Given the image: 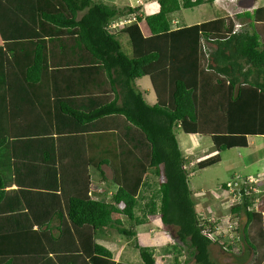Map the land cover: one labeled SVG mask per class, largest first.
Masks as SVG:
<instances>
[{
	"label": "trees",
	"instance_id": "obj_1",
	"mask_svg": "<svg viewBox=\"0 0 264 264\" xmlns=\"http://www.w3.org/2000/svg\"><path fill=\"white\" fill-rule=\"evenodd\" d=\"M158 2L157 13L143 16L141 7L106 0H0V231L6 224L15 229L0 233V258H10L0 264H121L96 239L104 229L134 238L138 212L144 219L160 215L192 249L194 264H217L211 247L224 246L220 237L208 240L206 228L214 234L219 223L201 222L175 130L212 136L218 152L264 137V0L236 16L253 21L254 38L236 32L225 13L172 31L170 13L214 0ZM131 15L134 22L124 23ZM146 77L157 94L154 105L138 85ZM61 147L64 159L87 162L91 186L104 193L91 188L90 199L69 198L65 211L42 218L38 229H23L32 220L14 216L26 211L14 187L34 184L46 199L64 194L65 186L72 187L65 195L79 193L62 179L61 164L68 167ZM158 166L162 183L147 177ZM237 194L231 211L245 217L249 264H264V210L246 185ZM51 204L36 209L47 215ZM64 232L76 248L54 253ZM135 249L143 264H156L154 251Z\"/></svg>",
	"mask_w": 264,
	"mask_h": 264
},
{
	"label": "rangeland",
	"instance_id": "obj_2",
	"mask_svg": "<svg viewBox=\"0 0 264 264\" xmlns=\"http://www.w3.org/2000/svg\"><path fill=\"white\" fill-rule=\"evenodd\" d=\"M128 2L133 5L132 7L136 8L140 2L143 3L144 1L128 0ZM222 5L223 9H225L227 13L234 14L242 11V6L236 3L231 5L225 2L222 3ZM183 12L186 15H194L199 17L200 8L187 9L183 10ZM153 13H155V11H151L150 14ZM201 19L204 20L205 18L203 17ZM125 40H127L126 37ZM128 52L130 51L128 50ZM138 84L142 90L148 91L150 80L149 78H145L143 81H139ZM147 99L149 102H152L153 99L156 100V95L153 89L148 92ZM175 131L178 141L180 140L183 143L184 140H188L186 141L187 145H183V152L185 155L194 154V152L198 151L201 156H207V154H209V160L213 161L212 166H205L204 169L198 173L190 174V188L193 190L195 201L197 204L202 206L201 208H204V204H206V202L210 204V208L205 206V211L200 214L201 217L205 219L201 222L216 220L219 223L218 225H220L217 228L216 233L206 235V238L211 240L212 243L220 237V242L224 245V248H222L219 244H213L211 247L212 258L217 264H249L252 254L250 253L249 248H247L244 244V239L241 235L242 228L245 224V217L240 215L238 218H235L233 222H230V213L219 215L216 213V210L222 208L223 212L227 211V204L232 199V196L226 192L224 185H222L224 181L228 180L232 182H239L240 177L244 178L241 176L242 172L246 173L253 170L255 171V174H258L260 177L264 175L263 139L260 137L253 139V145L249 150L235 149L222 152L221 156L223 159V164L216 165L217 161H219L217 156L220 155V153L218 154L216 148L209 149L211 147H215L211 137L198 135L191 136L186 135L182 130ZM187 150H190V152H187ZM66 152L67 149L64 150L62 147L60 153L58 152V154L61 156L62 163L65 161L64 155ZM242 163H245V166L241 165ZM65 165H67V169H64V164H61L62 179H66L75 190L79 191L77 195L75 194L71 196V198L75 197L81 200L90 199L89 197H91V188L93 193L96 194L94 191V186H91L89 181V175L91 172L87 167V162L82 161L77 157L75 159L71 158ZM106 170L108 177L111 178V171L108 168H106ZM154 171H159V168L155 167L149 169L147 173L149 179H151V181L154 183H162L160 177L161 175H153L152 173ZM106 188L108 190V194L105 196L106 198L110 199L111 190L108 187ZM258 188L260 191H264V187ZM262 198H264V195L263 192H260L258 201H262ZM235 200L236 199L233 200L234 203ZM261 205L263 206L262 209L264 210V201ZM37 207L38 206H33L34 209ZM41 215H43V213H41ZM216 216H220V218ZM38 222L39 218L35 215L34 220L27 223L26 225H23L21 228L38 229ZM8 224L11 228L12 221L8 220ZM236 224L237 226H234ZM124 226H129V220L127 217H124ZM135 227L137 235L134 238L122 236L117 232V230L114 229H104L98 235L96 242H99L109 248L113 252L115 260L121 264L146 263V258L142 257L140 255V251L135 249L136 244L140 245V247H143L146 254L154 251L156 264H166L165 259L167 261H171L172 264H194L192 249H190L187 245H183L176 237L175 232L171 230L170 227L162 223L160 215L150 216L148 219H144V215L141 212H138ZM208 228L210 227L207 226L206 229ZM12 231H15V229H12ZM231 231H234V234H232ZM236 231H238V233ZM67 234L68 232L63 233L60 245L54 243L52 244V247H56L54 253H66L76 248L69 238L66 239ZM230 237H232V239L236 238L233 241V245L228 242ZM241 248L243 251L238 253ZM175 257L178 259L179 263L174 262Z\"/></svg>",
	"mask_w": 264,
	"mask_h": 264
},
{
	"label": "crops",
	"instance_id": "obj_3",
	"mask_svg": "<svg viewBox=\"0 0 264 264\" xmlns=\"http://www.w3.org/2000/svg\"><path fill=\"white\" fill-rule=\"evenodd\" d=\"M106 1L116 5L118 7H124V6H129V5L133 6V5H131V3L128 2V0H106ZM142 1H144V2L143 3L140 2L138 7L142 6L141 8H142L143 16L152 15V14H150L151 11H155V13H157L159 11V9H160V4L158 2L159 0H142ZM233 3H236V4L240 5V6H242V12H246V11L252 12L253 10H255L256 7H259L261 5L260 0H257L256 2L254 0H252V1L251 0H232L229 4L232 5ZM204 5H206V6H204ZM155 13H153V14H155ZM223 13H225V15L226 14H229V15L231 14V13H227V11L225 9H223V5H222L221 2L214 0V2L212 4H203L200 7V12H199L200 15H199V17L198 16H194V15H186V14H184L183 10H181V11H174V12L170 13L168 15V20L170 22L171 30L174 31V30H180V29H182L184 27H191L193 25L200 24V23L208 21V20H215V19L223 18V16H225ZM203 17L205 18L204 20L201 19ZM171 20L178 21V23L176 25H173L171 23ZM233 21L236 23V26H240L238 31H242L243 30L244 32H246V34L249 37H251V38L255 37V29L253 27V21H249L248 19H242L241 20V19H238L237 17ZM235 31H236V27H235ZM238 31H236V32H238ZM125 37L128 40L127 36H124L122 38V40L128 46V41L125 40ZM128 50L130 51V47L129 46H128ZM146 78H148V77H146ZM144 79L145 78H143V79H141L139 81H143ZM150 86H149V90L148 91L142 90L141 88L140 89L142 91H144V93L146 94V99H147L148 92L151 89H153V91H154V93L156 95V100L153 99L152 102H149L148 99H147V101L150 104L154 105V104L157 103V94H156V92L154 90V87L152 85L151 80H150ZM177 130H182V129H181V127L180 128L178 127ZM191 136H193V135H191ZM198 136H200V135H198ZM205 136H208V135H205ZM209 137L212 138V136H210V135H209ZM257 137L262 138L263 139V144H264V137L263 136H250L248 138L249 139V146L248 147H246V148H234L232 150H235V149H247V150H249L251 148V146L253 145L252 140L257 138ZM186 141H188V140H186ZM186 141L184 140V142L182 143L179 140V144H180V148H181V151L183 153V156L188 160L187 172L189 174L198 173L199 171L203 170V169L199 168L200 166L204 167L205 165L206 166L209 165L207 162H208V159H209L210 155L207 154V156L206 155L201 156L198 151L194 152V154L185 155L184 152H183L184 151L183 150V145H187ZM212 148H216V147H211L209 149H212ZM187 152H190V150H187ZM219 153H220V155L217 156L219 161H217L216 165L223 164V159H222V156H221L222 152H218V154ZM210 154H212V153H210ZM95 156H98V152L95 154ZM68 161H69V158L65 156V162L67 163ZM241 165L245 166V163H242ZM210 166H212V165H210ZM158 168H159V171H154L152 174L155 175V176H160L161 175L160 176L161 180H162V182H164L165 178H164V174H163V168H162V166H158ZM243 169H242V171H243ZM148 171H147V173H148ZM242 171H239V172H242ZM241 176L244 177V178L254 177V178L260 180V183L258 184V186L259 187H264V175L262 177H260L258 174H255L254 170L253 171H248L246 173L242 172ZM147 177H148V175H147ZM228 182H230V181L226 180V181L223 182L222 185L226 186ZM14 188L19 190V192H20L19 194H20L24 204L26 205V211L25 212L14 214V216H16L18 218V220H22L23 218L25 219L28 216L30 217L31 220H34L35 219V215H36L39 218V222L38 223H41V219L42 218L43 219H47V220L52 218V216L54 215L55 211H57V210L65 211L66 208H67V202H68L69 198H71V196H72V194H70L69 196L65 195V193H70V191L72 189L71 186H68V187H66V190H63L64 194H62V192L60 190H59V192H52L53 195H55V197L52 196L49 199H46L47 197H44L42 194L40 195V192L37 191V188H36V186H34V184L26 185V186H22V187H14ZM49 189H51V187H49ZM110 190H115V188L112 186ZM225 190H226V192L229 195H231L230 192L227 189H225ZM262 192H263V195H264V191H262ZM24 195L26 196V198L24 197ZM193 198H194V196H193ZM233 200H234V198L232 197L231 201L228 202V204H227L228 210L227 211L223 212L222 208H220V209L216 210V213L219 214V215H224L225 213H230L231 214V212H232L231 211V207L233 206V204H234V207H236V205H237L236 203L238 202L237 200H235V203H234ZM194 201H195V199H194ZM263 201H264V198H262V202ZM50 203H52L51 204V209H50V211H49V213L47 215H41V212L39 210H37V209L34 210V212L30 213V215H29V212L34 209L33 206H38V204L39 205H42V204L49 205ZM205 206L207 208H210V204L208 202H206V204H204V208H201L202 206L197 204V202H196V207H197V210H198V212L200 214L205 211ZM240 215H242V214L241 213L237 214L236 215L237 218ZM216 217L220 218V216H216ZM62 227L64 229L67 228L66 225H62ZM3 230H4V232H0V233L12 232V231L8 230L7 224L5 225V227L3 226ZM8 259H10V258L9 257L0 258V263H4ZM12 261H13L12 264H26L27 263V262H23V261H21L19 259H13ZM32 264H34V263H32ZM36 264H38V263H36Z\"/></svg>",
	"mask_w": 264,
	"mask_h": 264
},
{
	"label": "built area",
	"instance_id": "obj_4",
	"mask_svg": "<svg viewBox=\"0 0 264 264\" xmlns=\"http://www.w3.org/2000/svg\"><path fill=\"white\" fill-rule=\"evenodd\" d=\"M215 1H219V2H221V3H225V2H227V3H230L232 0H215ZM242 12V11H241ZM241 12H237V13H231L229 16L231 17V19L232 20H235V18H236V16H237V14H239V13H241ZM134 19H135V15H131L130 16V18H127L126 20H124V23H133L134 22ZM131 20V21H130ZM123 23V21L122 22H118L116 25H118V24H122ZM171 23L173 24V25H176L177 23H178V21H173V20H171ZM240 28V26H236V31H238V29ZM260 183V180H258V179H256V178H254V177H248V178H241L240 177V179H239V183L238 182H232V181H230V182H228L227 183V190L230 192V194L232 195V197L233 196H235V197H233L234 199H236L237 201L239 200V198H240V195H238L237 194V192H238V189H239V187H240V185L241 184H243V185H246L251 191H253L254 193H256V198H257V207H263L261 204H262V201H258V198H259V193L260 192H262V191H260V189L258 188L259 186H258V184ZM95 190H96V192L97 193H104V188H94ZM113 191L114 190H112V191H110V196L112 195V193H113ZM259 203V204H258ZM235 218H237V216L236 215H233L232 214V212H231V214H230V219H229V221L230 222H233L234 220H235ZM217 220H219V219H217ZM220 226V225H219ZM234 226H237V224L236 225H234ZM234 228V227H233ZM235 230V229H234ZM232 232V234H234V231H231ZM237 232V231H236ZM210 234H212L211 232H210V230H209V228L207 229V235H210ZM235 239H232V237H230V239H229V243L230 244H232L233 245V241H234ZM223 245V244H222ZM231 245V246H232ZM224 246V245H223Z\"/></svg>",
	"mask_w": 264,
	"mask_h": 264
},
{
	"label": "clouds",
	"instance_id": "obj_5",
	"mask_svg": "<svg viewBox=\"0 0 264 264\" xmlns=\"http://www.w3.org/2000/svg\"><path fill=\"white\" fill-rule=\"evenodd\" d=\"M166 260V259H165Z\"/></svg>",
	"mask_w": 264,
	"mask_h": 264
}]
</instances>
